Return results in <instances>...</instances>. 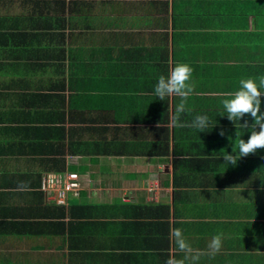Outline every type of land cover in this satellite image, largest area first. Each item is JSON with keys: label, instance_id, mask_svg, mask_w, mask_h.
Here are the masks:
<instances>
[{"label": "crops", "instance_id": "1", "mask_svg": "<svg viewBox=\"0 0 264 264\" xmlns=\"http://www.w3.org/2000/svg\"><path fill=\"white\" fill-rule=\"evenodd\" d=\"M179 63L205 132L154 95ZM262 76L264 0H0V264H165L171 228L198 264H264V150L223 160L251 129L220 95ZM65 171L60 206L42 177Z\"/></svg>", "mask_w": 264, "mask_h": 264}, {"label": "clouds", "instance_id": "2", "mask_svg": "<svg viewBox=\"0 0 264 264\" xmlns=\"http://www.w3.org/2000/svg\"><path fill=\"white\" fill-rule=\"evenodd\" d=\"M193 69L188 64L179 63L170 69L167 76L161 75L154 88V95L163 101L166 97H178L180 103L175 108V114L170 118V126L179 128H194L200 132L210 125L207 115H196L191 123L180 122V114L191 111L187 108V101L194 92V84L192 83ZM258 80V83H257ZM240 87L234 92L220 93L221 96L227 97L222 101L223 108L227 113V119L234 124L239 122L240 127L251 129L248 139H239L237 148L238 154L232 151L224 155L223 160L233 166L237 160L242 157L256 154L259 150H264V111H262V98L264 92V76L257 79H241ZM250 118L252 123H249ZM243 121V123H241ZM159 127V125H157ZM224 136V132L219 133ZM169 238L184 254L183 259H176L174 255H170L165 264H198L200 253L193 249L179 228H171ZM223 246V233L216 234L212 237L208 244V254L216 255Z\"/></svg>", "mask_w": 264, "mask_h": 264}, {"label": "built area", "instance_id": "3", "mask_svg": "<svg viewBox=\"0 0 264 264\" xmlns=\"http://www.w3.org/2000/svg\"><path fill=\"white\" fill-rule=\"evenodd\" d=\"M42 191L46 195L53 194V201L60 206L67 204L69 195L79 197L81 192V179L77 173L61 172L47 173L42 177Z\"/></svg>", "mask_w": 264, "mask_h": 264}, {"label": "rangeland", "instance_id": "4", "mask_svg": "<svg viewBox=\"0 0 264 264\" xmlns=\"http://www.w3.org/2000/svg\"><path fill=\"white\" fill-rule=\"evenodd\" d=\"M76 198V197H75ZM70 201H73V198L70 196Z\"/></svg>", "mask_w": 264, "mask_h": 264}, {"label": "bare ground", "instance_id": "5", "mask_svg": "<svg viewBox=\"0 0 264 264\" xmlns=\"http://www.w3.org/2000/svg\"><path fill=\"white\" fill-rule=\"evenodd\" d=\"M151 80V79H150ZM152 83V82H151ZM150 89V88H149ZM142 96V95H141ZM191 118V117H190ZM224 121V120H223ZM231 124V123H230ZM216 129V128H215ZM229 129V128H228ZM211 131V130H210ZM216 133V132H215Z\"/></svg>", "mask_w": 264, "mask_h": 264}]
</instances>
